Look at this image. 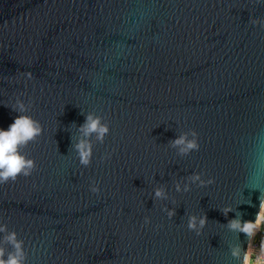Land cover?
Listing matches in <instances>:
<instances>
[{
  "label": "water",
  "instance_id": "1",
  "mask_svg": "<svg viewBox=\"0 0 264 264\" xmlns=\"http://www.w3.org/2000/svg\"><path fill=\"white\" fill-rule=\"evenodd\" d=\"M252 20L264 0H0V128L19 97L44 129L23 149L36 170L0 184V243L15 231L26 264H240L231 250L249 242L227 223L236 210L254 221L264 192V27ZM88 112L110 132L91 137L84 167L73 145ZM193 129L199 150L180 156L169 142ZM192 215L198 228L207 216L200 235Z\"/></svg>",
  "mask_w": 264,
  "mask_h": 264
},
{
  "label": "clouds",
  "instance_id": "2",
  "mask_svg": "<svg viewBox=\"0 0 264 264\" xmlns=\"http://www.w3.org/2000/svg\"><path fill=\"white\" fill-rule=\"evenodd\" d=\"M251 22L264 27V21L252 20ZM24 75L29 79L32 78L31 72L25 73ZM31 106V102L26 104L22 99L17 97L15 103L9 107L13 111L18 112L19 115L14 118V121L7 129L0 128V184L14 183L20 176L28 177L37 168L36 161L23 151L29 143L36 142L44 130L39 120L27 114ZM77 131L80 133V138L74 143L73 148L80 165L88 167L92 163L93 157L91 137L95 135L96 140L102 144L110 132V127L102 116L94 112H88L85 116L84 123L77 128ZM169 146L177 149L180 156H187L193 151L199 150L198 133L194 129L183 132L176 139L171 140ZM190 180L193 183L199 181L200 186L214 183L213 179H209L208 181L201 180L199 173L193 174ZM175 188L177 192L181 191L179 183L175 185ZM89 190L94 194L100 192L99 185L95 181L91 182ZM183 191H189V187L185 185ZM262 197H264V192H261V196L259 197V211L254 221L243 220V214L236 210L235 218L228 220L227 223L229 230L243 233L248 242L254 240L257 234H261L258 254L253 255V253L246 252L239 244L232 248L231 255L240 260V264H264V231H262L264 230V220L258 219V215H264V199ZM154 198L158 200L166 199L167 193L164 188H155ZM248 204H251V201ZM166 211L169 219L175 215V209ZM221 211L227 218L228 213L232 212L233 209L231 207H225ZM237 212L239 215H237ZM207 221L206 215L199 217L198 228L197 217L192 215L189 216L187 227L190 231L200 235ZM144 223H150L148 217L144 218ZM0 232H7V226L0 225ZM5 244L11 245V251H6ZM26 259L24 242L18 239L15 231L9 232L4 237L3 242L0 243V264H26Z\"/></svg>",
  "mask_w": 264,
  "mask_h": 264
},
{
  "label": "built area",
  "instance_id": "3",
  "mask_svg": "<svg viewBox=\"0 0 264 264\" xmlns=\"http://www.w3.org/2000/svg\"><path fill=\"white\" fill-rule=\"evenodd\" d=\"M259 244H260V239L258 237H255L254 240L249 241L246 252L253 253V255L258 254Z\"/></svg>",
  "mask_w": 264,
  "mask_h": 264
},
{
  "label": "snow or ice",
  "instance_id": "4",
  "mask_svg": "<svg viewBox=\"0 0 264 264\" xmlns=\"http://www.w3.org/2000/svg\"><path fill=\"white\" fill-rule=\"evenodd\" d=\"M258 219L264 220V215H258Z\"/></svg>",
  "mask_w": 264,
  "mask_h": 264
},
{
  "label": "rangeland",
  "instance_id": "5",
  "mask_svg": "<svg viewBox=\"0 0 264 264\" xmlns=\"http://www.w3.org/2000/svg\"><path fill=\"white\" fill-rule=\"evenodd\" d=\"M264 231V230H262ZM256 237H258L259 239H261V234H257Z\"/></svg>",
  "mask_w": 264,
  "mask_h": 264
}]
</instances>
